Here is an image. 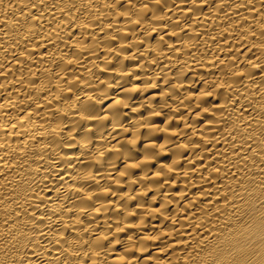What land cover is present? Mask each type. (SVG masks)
<instances>
[{"label": "bare ground", "instance_id": "1", "mask_svg": "<svg viewBox=\"0 0 264 264\" xmlns=\"http://www.w3.org/2000/svg\"><path fill=\"white\" fill-rule=\"evenodd\" d=\"M0 264H264V0H0Z\"/></svg>", "mask_w": 264, "mask_h": 264}]
</instances>
